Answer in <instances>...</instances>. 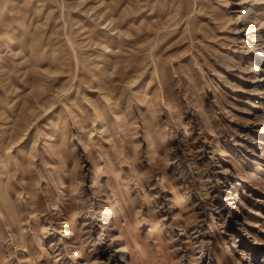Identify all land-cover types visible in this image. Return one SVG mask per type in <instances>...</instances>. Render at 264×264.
<instances>
[{
  "label": "rangeland",
  "instance_id": "1",
  "mask_svg": "<svg viewBox=\"0 0 264 264\" xmlns=\"http://www.w3.org/2000/svg\"><path fill=\"white\" fill-rule=\"evenodd\" d=\"M0 264H264V0H0Z\"/></svg>",
  "mask_w": 264,
  "mask_h": 264
},
{
  "label": "bare ground",
  "instance_id": "2",
  "mask_svg": "<svg viewBox=\"0 0 264 264\" xmlns=\"http://www.w3.org/2000/svg\"><path fill=\"white\" fill-rule=\"evenodd\" d=\"M250 20H252V18H251ZM104 26H105V25H104ZM104 26H103V27H104ZM101 27H102V26H101ZM257 29H258V28H256V27L253 25L251 31H252V32H253V31L256 32ZM116 31H117V30H116ZM113 33H114V32H113ZM115 33H116V32H115ZM69 38H70V37H69ZM70 41H71V40H70ZM40 43H41V42H40ZM70 43H71V42H70ZM37 44H38V43H37ZM31 46H32V45H31ZM31 46H30V47H31ZM36 47H37V45H36ZM106 49H107L106 51L109 52V53H111V52L113 51V49H111L110 47H106ZM112 53H113V52H112ZM35 57H36V56H35ZM35 59H36V58H35ZM36 61H37V63H38V60H37V59H36ZM47 64H48V63H47ZM41 66H42V65H41ZM43 68H44V67H43ZM42 70H43V69H42ZM44 70H45V68H44ZM44 70H43V71H44ZM36 75H37V74H36ZM38 96H39V95H38ZM12 142H14V141H12ZM79 255H80V254H79Z\"/></svg>",
  "mask_w": 264,
  "mask_h": 264
}]
</instances>
